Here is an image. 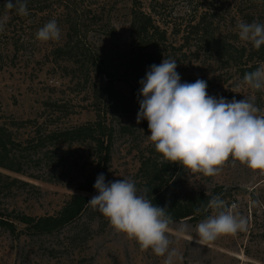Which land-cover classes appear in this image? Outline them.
I'll return each mask as SVG.
<instances>
[{"label":"rangeland","instance_id":"obj_1","mask_svg":"<svg viewBox=\"0 0 264 264\" xmlns=\"http://www.w3.org/2000/svg\"><path fill=\"white\" fill-rule=\"evenodd\" d=\"M93 1L99 5L92 6L99 9V18L88 29L85 40L104 74L91 72L88 76L79 65L69 60L68 54L60 51L65 40L62 36L64 30L59 25V40L45 42L37 39L35 34L20 52L17 47L11 46L13 39L18 38L19 29L2 30L1 51L7 59L0 72V107L8 121H34L15 132L20 139L35 137L39 131L48 134L99 119L110 120L112 113L122 123L136 125L134 137L117 138L112 164L105 179L107 182L127 178L139 190L140 160L148 155L146 136L149 134L140 131V124L136 123L138 100L142 98L139 96L140 84L126 81L123 73L132 45L131 7L136 5L147 11L150 0H137V3L134 0ZM84 3L81 6L83 9ZM203 14H207L217 36L236 46H250V42L239 39L237 25L238 22L264 24V0H171L165 12L167 18L170 16L177 26L186 29V34L194 32L188 26L193 16ZM179 39L174 34L169 37L173 47L180 46ZM189 42L193 47L198 46L194 34L189 36ZM6 43L10 45L4 47ZM194 51H187L185 57L177 50L171 55L176 54L173 59L177 61L176 71L181 82L203 79L207 82L209 95L223 96L229 101L233 97L237 100L250 97L256 103L254 89L244 85L234 69L222 68L203 52ZM138 77L140 81L145 73ZM262 91L261 102L257 105L264 111ZM66 158L57 167L44 164L38 168H25L32 175L52 177L59 184L2 171L41 191L15 188L8 198L0 191V209L23 211L34 216L52 215L71 195H83L89 199L96 195V191L82 193L74 185L68 186L89 174L96 159L94 149L75 146L68 150ZM181 177V183L191 191L210 195L217 187L225 188L235 197L234 201L225 202L226 206L236 204L233 212L243 216L247 225L245 231L222 235L213 242L200 245L195 242L198 223L188 219L174 220L167 233L171 240L170 248H175L179 254L174 264H264V172L252 170L229 158L216 176L190 173L183 168ZM215 214L216 210L210 209V216ZM100 215L93 220L87 215L52 236L15 239L0 230V264H163L164 257H157L150 249L141 250L135 239L116 231L108 219ZM181 225L188 226L183 234L178 231ZM17 226L22 228L19 224ZM81 227L88 230L82 231Z\"/></svg>","mask_w":264,"mask_h":264},{"label":"trees","instance_id":"obj_2","mask_svg":"<svg viewBox=\"0 0 264 264\" xmlns=\"http://www.w3.org/2000/svg\"><path fill=\"white\" fill-rule=\"evenodd\" d=\"M134 1L137 3V0ZM4 2L5 0H0V17L7 16L3 31L10 28L19 29L17 40L14 38L11 43L15 49L17 47V51L24 50L30 42V37L32 39V35L37 34L40 28L54 19L57 25L64 30L62 36L65 42L60 51L68 54L69 60L79 65L82 72L87 73L88 76L91 72H96L97 75L104 74L100 71L101 67L95 61L94 54L85 40L87 32L99 18L97 8L99 5L97 6L95 1L22 0L26 5V15L18 14L16 8H3ZM79 2L82 4L85 2L84 9L81 8L82 4ZM170 3L171 0H150L147 11L137 8L136 5L131 7L132 45L128 51V62L123 73L126 81L138 84L139 74H146L152 64H160L163 59H173L176 54L171 55L175 50L179 51L182 57H185L186 52H191L192 49H195L196 53L203 52L207 58L214 60L222 68L234 69L242 80L246 72L254 71L264 61V45L259 50L252 45L236 46L217 36L207 14L194 15L188 23L194 32L186 34V29L182 30L180 25L177 26V23L170 19V16L167 18L165 15ZM92 6L97 7L94 9ZM171 34L180 38L179 47H173L169 40ZM192 34L196 37L197 47L190 45L189 36ZM9 45L6 43L4 47ZM2 47L3 44L0 42V72L6 66L5 60L7 59L3 57ZM254 92L257 97L255 105L258 107L257 104L261 102L263 91L254 90ZM33 122L32 120L8 121L0 107V191L6 193L7 198L11 197L15 188H30L37 192L41 190L2 171L59 184L52 177L48 179L45 176L32 175L25 168H30V166L38 168L44 164L57 167L59 162L67 159L68 150L75 146L93 148L96 159L91 171L84 179L77 183H70L68 186L74 185L76 190L82 193L94 192L93 185L97 176L103 174L106 178L108 175L117 138L119 136L132 138L137 133L136 125L124 124L112 113L110 120L99 119L48 134L39 131L35 137L20 139L15 132L26 128ZM138 129L150 135L146 120L140 123ZM146 152L148 155L140 160L138 188L153 204L166 207V214L173 221L188 219L193 223H199L205 220L210 216V208L207 205L213 197H220L228 203L234 201L235 197L223 187L215 188L210 195L186 189L180 181L183 167L164 160L150 140H148ZM88 200L89 198L83 195H71L58 211L44 216L0 209V230L9 233L15 239L59 234L87 215L91 220L96 215H100L98 210H94L87 204ZM17 224L22 228H18ZM80 230L87 231L88 229L81 227Z\"/></svg>","mask_w":264,"mask_h":264},{"label":"clouds","instance_id":"obj_3","mask_svg":"<svg viewBox=\"0 0 264 264\" xmlns=\"http://www.w3.org/2000/svg\"><path fill=\"white\" fill-rule=\"evenodd\" d=\"M3 8L27 14L22 0H5ZM6 20L7 16L0 17V31ZM237 27L241 41L250 42L257 50L264 45V24L238 22ZM36 35L46 42L59 40L61 33L53 19ZM176 69V60L163 59L152 64L139 81L142 98L138 100L136 123L147 121L150 135L146 138L155 150L171 164L208 177L216 176L229 158L264 172V111L250 97L229 101L209 95L203 79L181 82ZM242 83L264 90V63L246 72ZM93 187L96 195L88 200L90 207L107 218L116 231L135 239L141 250L150 249L157 257H164L163 264H174L179 254L170 248L167 233L174 221L166 214V207L153 204L127 178L106 182L99 174ZM207 207L216 214L196 225L197 244L246 230V219L233 212L236 204L228 207L223 199L213 197ZM187 227L181 225L178 231L183 234Z\"/></svg>","mask_w":264,"mask_h":264}]
</instances>
